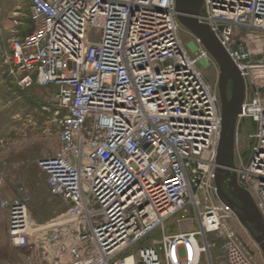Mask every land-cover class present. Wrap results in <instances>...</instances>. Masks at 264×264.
<instances>
[{
    "label": "built area",
    "instance_id": "1",
    "mask_svg": "<svg viewBox=\"0 0 264 264\" xmlns=\"http://www.w3.org/2000/svg\"><path fill=\"white\" fill-rule=\"evenodd\" d=\"M28 2L31 27L9 40L6 72L22 89L56 87L59 146L39 166L66 208L36 224L28 188L8 198L0 175L25 263L217 264L222 241L223 264H260L218 195L221 100L197 67L213 58L198 39L196 55L185 48L176 0ZM195 17L245 81L237 119L253 125L251 154L225 168L264 220V87L253 74L264 69V0H203Z\"/></svg>",
    "mask_w": 264,
    "mask_h": 264
},
{
    "label": "rangeland",
    "instance_id": "2",
    "mask_svg": "<svg viewBox=\"0 0 264 264\" xmlns=\"http://www.w3.org/2000/svg\"><path fill=\"white\" fill-rule=\"evenodd\" d=\"M31 27L30 4L28 0H0V175L4 178V194L10 198L18 184H24L30 194V219L43 224L66 208L60 199L49 195L46 175L39 166V160L52 155L59 146L57 132L59 118L56 114V87L53 85H32L30 88L17 87L6 72L5 57L9 40L25 33ZM180 36L185 48L196 55L201 45L196 37L183 25ZM197 67L205 80L216 86L219 67L216 61L199 59ZM264 87V69L253 71ZM230 94V85L227 89ZM249 121H236L234 131V164L247 161L253 141L248 137L253 130ZM239 141L236 142V132ZM8 213L0 208V262L3 264H26L29 249L13 247L8 239ZM231 224L254 251L260 264L264 263L262 251L248 229L234 217ZM173 226V224H172ZM167 228L170 232L174 228ZM153 238L160 239L157 231ZM217 264H223V242L219 241L213 250Z\"/></svg>",
    "mask_w": 264,
    "mask_h": 264
},
{
    "label": "water",
    "instance_id": "3",
    "mask_svg": "<svg viewBox=\"0 0 264 264\" xmlns=\"http://www.w3.org/2000/svg\"><path fill=\"white\" fill-rule=\"evenodd\" d=\"M203 0H176L178 20L198 39L219 67L217 82L222 112V132L218 146L216 185L221 200L233 206L235 216L248 229L259 245L264 259V220L247 190L238 185L234 172L227 167L234 164V131L245 98V81L224 50L209 25L200 23L195 15ZM230 84V94L228 85ZM226 186L228 192L225 190Z\"/></svg>",
    "mask_w": 264,
    "mask_h": 264
},
{
    "label": "crops",
    "instance_id": "4",
    "mask_svg": "<svg viewBox=\"0 0 264 264\" xmlns=\"http://www.w3.org/2000/svg\"><path fill=\"white\" fill-rule=\"evenodd\" d=\"M14 194H15V192H14ZM14 194H13V195H14ZM13 195H12V196H13ZM12 196H11V197H12ZM11 197H10V198H11Z\"/></svg>",
    "mask_w": 264,
    "mask_h": 264
}]
</instances>
